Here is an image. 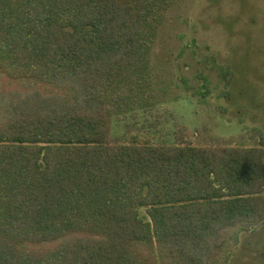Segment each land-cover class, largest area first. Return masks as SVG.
Returning <instances> with one entry per match:
<instances>
[{
  "label": "trees",
  "instance_id": "16d2710c",
  "mask_svg": "<svg viewBox=\"0 0 264 264\" xmlns=\"http://www.w3.org/2000/svg\"><path fill=\"white\" fill-rule=\"evenodd\" d=\"M159 3L0 0V78L58 91L0 86V264H217L264 223L263 147L112 143Z\"/></svg>",
  "mask_w": 264,
  "mask_h": 264
},
{
  "label": "rangeland",
  "instance_id": "374dc122",
  "mask_svg": "<svg viewBox=\"0 0 264 264\" xmlns=\"http://www.w3.org/2000/svg\"><path fill=\"white\" fill-rule=\"evenodd\" d=\"M159 2L149 76L125 90L112 143L264 149V0ZM0 86L6 94L58 93L8 78ZM234 232L217 264H264V223L236 243Z\"/></svg>",
  "mask_w": 264,
  "mask_h": 264
}]
</instances>
